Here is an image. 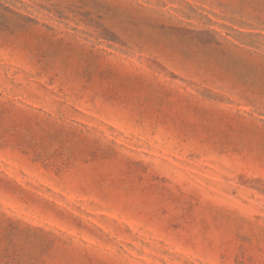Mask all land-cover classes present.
Here are the masks:
<instances>
[{"label":"rangeland","instance_id":"374dc122","mask_svg":"<svg viewBox=\"0 0 264 264\" xmlns=\"http://www.w3.org/2000/svg\"><path fill=\"white\" fill-rule=\"evenodd\" d=\"M0 264H264V0H0Z\"/></svg>","mask_w":264,"mask_h":264}]
</instances>
